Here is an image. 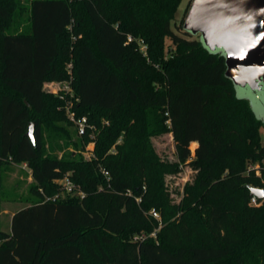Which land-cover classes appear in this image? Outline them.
<instances>
[{
    "label": "trees",
    "instance_id": "trees-1",
    "mask_svg": "<svg viewBox=\"0 0 264 264\" xmlns=\"http://www.w3.org/2000/svg\"><path fill=\"white\" fill-rule=\"evenodd\" d=\"M181 3L0 0V172L9 157L26 163L38 198L0 230V264H264V200L251 204V187L264 188V121L237 96L224 54L173 28ZM70 79L77 116L109 119L91 161L44 154L43 123L69 121L45 84ZM164 131L177 162L153 148ZM80 137L93 140L90 129ZM193 142L198 175L172 204L165 174L192 157ZM65 178L83 195L55 197Z\"/></svg>",
    "mask_w": 264,
    "mask_h": 264
},
{
    "label": "rangeland",
    "instance_id": "rangeland-1",
    "mask_svg": "<svg viewBox=\"0 0 264 264\" xmlns=\"http://www.w3.org/2000/svg\"><path fill=\"white\" fill-rule=\"evenodd\" d=\"M18 1L21 5L28 6L31 0ZM192 2L193 0H182L176 19L173 22V28L179 31L178 33L180 34L185 30L179 26L183 27ZM27 16L28 12L25 14L26 18ZM18 28V24L17 26L12 25L9 30L16 31ZM193 37H198V35ZM167 43H170V38H167ZM67 82L70 85L71 79ZM67 82L52 81V87L56 90L65 86L68 87L66 84ZM50 89V86H48L47 91ZM235 92L237 96L247 99L253 107L257 117L264 121V86L261 91L257 92L252 91L249 87L235 86ZM70 121H72L70 118L69 121L57 118L54 121L43 123L41 133L44 144V154L59 158L78 156L90 161L95 159V140H97L99 133L103 129L102 127L109 125V119H107L106 116L102 117L101 127L91 123L94 126V129L91 131V138L93 140L88 144H84L77 133L76 125L73 121V124H71ZM166 124L170 126V123L167 122ZM259 131L262 135V142L264 144V125L259 127ZM150 140L160 160L166 163L178 161L172 132L164 131L155 134L151 136ZM121 141L122 137H120L117 143ZM197 146L198 144L195 142L191 144L192 157L185 164L179 166L178 172L165 174V190L169 193L170 202L172 204H179L184 199L186 188L195 183L199 168L193 164L192 161L195 159V150ZM114 149L115 146L112 148L111 152H114ZM248 165L249 168L259 169L260 167L257 162H249ZM57 183L61 185V191L59 194L55 195V197L65 199L83 195L82 192L77 191L74 183L69 178L60 180ZM33 184L34 180L28 165L26 166L23 163L18 164L11 161L2 166L0 172V230L10 231L13 213L26 206L32 205L38 200L37 196L32 192ZM251 204L256 205L252 203V201ZM160 217L161 221H163L161 214ZM147 236L150 237V235Z\"/></svg>",
    "mask_w": 264,
    "mask_h": 264
},
{
    "label": "water",
    "instance_id": "water-1",
    "mask_svg": "<svg viewBox=\"0 0 264 264\" xmlns=\"http://www.w3.org/2000/svg\"><path fill=\"white\" fill-rule=\"evenodd\" d=\"M184 30L200 36L212 52H222L226 76L235 86L261 91L264 86V0H193ZM35 122L26 133L36 143ZM264 200V188L251 187Z\"/></svg>",
    "mask_w": 264,
    "mask_h": 264
},
{
    "label": "built area",
    "instance_id": "built-area-1",
    "mask_svg": "<svg viewBox=\"0 0 264 264\" xmlns=\"http://www.w3.org/2000/svg\"><path fill=\"white\" fill-rule=\"evenodd\" d=\"M129 40H132V37H129ZM140 49L141 51H143L145 54L147 53V45L145 44V42L143 40H140ZM72 63L68 64V71L70 73L71 79H72ZM68 85V87H63V88H59L58 90L54 89L53 83H50V92L54 93V94H59L60 97L62 99L65 100L64 105H62L60 108L64 109L68 118H70L74 124L76 125L77 128V133L79 136L84 135L88 129H90L91 131L94 129V126L90 123L89 119L87 116H82V117H78L76 112L72 109L73 106V97H74V90L72 89V87L68 84V82L66 83ZM52 85V86H51ZM64 90L67 93H70L72 99H67L65 94L60 93V91ZM168 115V113H167ZM168 123H170V121H168ZM93 136V135H92ZM94 149V148H93ZM93 154V152H92ZM9 160L12 161V158L9 157ZM24 165L27 166L26 163H23ZM105 174H108V172L105 171ZM66 179V178H65ZM64 180V179H61ZM60 180H57V182ZM140 199H138L139 201ZM252 203L257 204V197L253 195L252 197ZM150 214L153 215V217H155L156 219H158L159 221H161V217H160V213L156 210V209H152L150 211ZM150 236H156V231L153 232L152 234H150ZM148 236L146 234H141V235H136L134 240L138 241V240H144L146 239ZM110 264H116V263H110Z\"/></svg>",
    "mask_w": 264,
    "mask_h": 264
},
{
    "label": "crops",
    "instance_id": "crops-1",
    "mask_svg": "<svg viewBox=\"0 0 264 264\" xmlns=\"http://www.w3.org/2000/svg\"><path fill=\"white\" fill-rule=\"evenodd\" d=\"M50 83H51V82H47V83L45 84V89H46V90H47V87L50 86ZM51 86H52V85H51ZM14 213H15V212H14ZM14 213H13V215H14ZM13 215H12V217H13ZM12 217H11V223H12ZM10 227H11V226H10Z\"/></svg>",
    "mask_w": 264,
    "mask_h": 264
}]
</instances>
